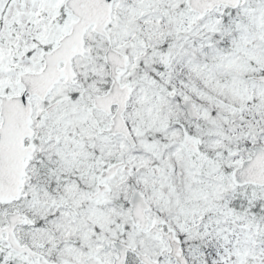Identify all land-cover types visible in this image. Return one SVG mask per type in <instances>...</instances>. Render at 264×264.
<instances>
[{
    "label": "snow or ice",
    "instance_id": "snow-or-ice-1",
    "mask_svg": "<svg viewBox=\"0 0 264 264\" xmlns=\"http://www.w3.org/2000/svg\"><path fill=\"white\" fill-rule=\"evenodd\" d=\"M0 264H264V0H0Z\"/></svg>",
    "mask_w": 264,
    "mask_h": 264
}]
</instances>
